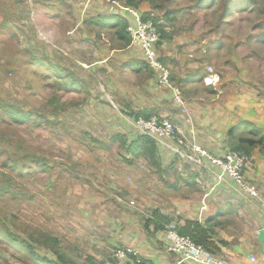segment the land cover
Returning a JSON list of instances; mask_svg holds the SVG:
<instances>
[{
    "label": "rangeland",
    "instance_id": "374dc122",
    "mask_svg": "<svg viewBox=\"0 0 264 264\" xmlns=\"http://www.w3.org/2000/svg\"><path fill=\"white\" fill-rule=\"evenodd\" d=\"M112 1L0 0V264L54 262L55 251L74 264H113L118 240L153 212L146 195L160 198L148 159L128 151L139 136L130 113L153 99L149 77L126 69L123 93L113 94L112 59L127 47L115 30L86 24L121 14ZM134 1L163 29L160 43L185 35L221 101L227 91L260 101L264 133V0ZM9 235L33 251L15 249Z\"/></svg>",
    "mask_w": 264,
    "mask_h": 264
},
{
    "label": "crops",
    "instance_id": "0c3cea01",
    "mask_svg": "<svg viewBox=\"0 0 264 264\" xmlns=\"http://www.w3.org/2000/svg\"><path fill=\"white\" fill-rule=\"evenodd\" d=\"M138 12L148 13L149 10L141 6ZM184 40L185 35H182L172 41L159 42L157 49L160 63L169 70L168 82L181 92L182 106L173 103V93L168 87L158 85V74L147 67L140 50L132 43L116 51L117 55L112 59L116 65L110 82L114 85L112 93H123L121 79L126 69L140 82L147 74L149 78L143 84L153 99L134 112L166 118L210 155L222 156L231 151L233 145L240 144L242 138L236 141L233 137L238 133L247 134L250 129L247 124L260 131V101L255 100L252 104L251 93H242L234 101L228 91L221 101L223 92L216 87V82L210 85L205 81L208 75L189 49L193 46ZM111 56L109 51L101 58V64L109 61ZM261 154L258 147L252 148L248 155L250 163L244 170L245 182L256 190L257 196L252 197L227 177L218 180L220 170L206 161L200 168L189 166L180 157L158 147L159 168L152 166L151 169L160 178L156 186L160 198L152 193L146 195L149 201L146 205L154 208L146 220H152L153 213L158 211L177 228L186 222L197 223L206 229L207 242L213 243L217 251L215 256L225 264H264L257 242L258 231L264 228V154ZM144 223L142 227L138 225L130 230L135 235L118 240L121 245L136 249L144 264H176L177 256L167 252L162 231L154 232L152 224L145 228ZM250 257L256 261L251 262Z\"/></svg>",
    "mask_w": 264,
    "mask_h": 264
},
{
    "label": "built area",
    "instance_id": "2783aa9c",
    "mask_svg": "<svg viewBox=\"0 0 264 264\" xmlns=\"http://www.w3.org/2000/svg\"><path fill=\"white\" fill-rule=\"evenodd\" d=\"M111 5L119 9L129 22L126 27L131 43L136 45L145 64L150 70L158 74V85L168 87L173 93V103L182 106L181 92L179 89L169 86V70L164 67L157 55L156 46L160 41V33L151 20H143L141 14L132 8L123 6L118 1L113 0ZM211 72V69H208ZM213 76L209 75L207 80L210 84L214 83ZM132 128L138 135L151 138L157 146L169 152L173 156H178L189 166L202 167L206 161L210 166L220 170L218 180L223 177L230 179L235 186L242 192L256 197V190L249 186L244 179V170L250 163V157L239 151H227L222 156H212L195 141L187 138L179 131L176 126L166 118L149 117L135 118L131 120ZM264 204V202H263ZM166 250L170 254L177 256L176 264L184 262L193 264H225L215 255L207 252L201 245L194 243L189 237L180 236L176 232L174 224H169L162 231ZM113 264H143L136 249L130 247H120L114 251ZM251 262L256 260L249 258Z\"/></svg>",
    "mask_w": 264,
    "mask_h": 264
},
{
    "label": "trees",
    "instance_id": "16d2710c",
    "mask_svg": "<svg viewBox=\"0 0 264 264\" xmlns=\"http://www.w3.org/2000/svg\"><path fill=\"white\" fill-rule=\"evenodd\" d=\"M120 1L123 3L122 4L123 6L129 7L132 9L137 8V4L135 3L134 0H120ZM245 2H246V5L249 4V1H245ZM135 10H137V9H135ZM230 10H231V6L229 5L228 2H226L225 6L223 8L222 15L228 13ZM119 13H121V14H112L109 16H105L103 18L99 17V16H94V17L88 19L86 21V24L92 25V26H95V25L96 26H103L104 28H106L108 30H115L116 31L115 41L123 43L124 48H125V47L129 46V44L131 43V39H130L128 33L126 32V27L128 25V22L125 19L126 16L123 15V13L120 11H119ZM148 13L141 14V18L143 20H148V19L152 20V21H154L153 23H155V20L151 19L149 17ZM156 28H157L158 32L160 31L159 33H162V37L160 34V38L165 39V33L163 32V29L159 26H157ZM139 65H141V64H139ZM141 68H142V66H141ZM1 107H2V110L5 109L6 113H8V117L12 121H14L15 123H19V122L22 123V121L26 120V117H25L23 112L18 113L16 111V109H14L11 106L1 105ZM16 114L19 116V118H15L14 115H16ZM130 115H131V117H133V119L140 118V117L144 118V119H148L149 117H151L150 114H148L146 112H134V113H130ZM247 125H249V127H250L247 134H249L251 139H247L244 141L241 140L239 143L240 144L245 143L246 146H239L240 144L233 145L231 151H239V152H242L244 154L250 155L252 148L260 146V149L262 150V151L260 150V152L262 154H264V133H262L261 131H258L253 125H250V124H247ZM158 147L159 146H157L151 138L144 136V135H139V136H137L135 141L131 143L130 147L128 148L129 149L128 151L134 156H137L138 154H140L141 156L146 157L148 159V161L150 162V164L152 166H154L156 169H158L159 164L157 163L158 161L156 158V153H157ZM170 223L171 222L166 220L165 218H163V216H161L158 211H155L153 213V219L152 220L151 219L145 220L144 227L147 228L150 226V224H152L154 232H158V231L161 232V231H164L166 226L169 225ZM176 232L180 236L189 237L194 243L202 245V247L207 252H209L213 255L216 254V252H217V251H215L216 247L213 245V243L207 242V240L209 238L206 234V229L203 226H201L197 223H194V222H186L183 226H181V228L176 227ZM9 238L11 239V244L13 247H15V249H17V248L19 249L21 246H25L27 248V250L29 251V253H31L33 251L31 244L25 243L22 239L13 237L11 235H9ZM116 249H118V248H116ZM55 255L58 258L57 261L51 262L49 260H38L39 264H74L71 260H69L67 258L65 259L62 254H59L56 251H55Z\"/></svg>",
    "mask_w": 264,
    "mask_h": 264
},
{
    "label": "water",
    "instance_id": "95a60500",
    "mask_svg": "<svg viewBox=\"0 0 264 264\" xmlns=\"http://www.w3.org/2000/svg\"><path fill=\"white\" fill-rule=\"evenodd\" d=\"M257 242L260 246V253L262 256H264V228H261L258 231Z\"/></svg>",
    "mask_w": 264,
    "mask_h": 264
}]
</instances>
